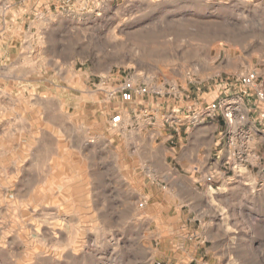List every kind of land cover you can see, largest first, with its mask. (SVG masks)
Listing matches in <instances>:
<instances>
[{"label": "rangeland", "instance_id": "1", "mask_svg": "<svg viewBox=\"0 0 264 264\" xmlns=\"http://www.w3.org/2000/svg\"><path fill=\"white\" fill-rule=\"evenodd\" d=\"M37 4L0 0V264H264V148L239 98L242 73L264 89V0ZM126 80L148 92L110 98ZM220 99L237 123L220 117L213 188L189 173L205 189L184 192L188 117Z\"/></svg>", "mask_w": 264, "mask_h": 264}, {"label": "crops", "instance_id": "2", "mask_svg": "<svg viewBox=\"0 0 264 264\" xmlns=\"http://www.w3.org/2000/svg\"><path fill=\"white\" fill-rule=\"evenodd\" d=\"M45 2L48 0H44ZM35 3L38 6L42 5V0H35ZM48 24H40L37 29H45ZM241 99H243L247 113H248V121L252 122L254 124V128H252V134L253 137H255V141L257 143V150H261L264 148V135L259 137L260 133L257 131H263L264 129L260 128L259 126H262L264 128V105L257 99L256 95L251 91H243L241 95ZM63 111V117L62 121L59 122L58 120H53V124L55 128H58L59 123L61 124L63 128V132L68 134V138L70 137V113ZM149 111V110H148ZM147 111V112H148ZM150 118V117H149ZM152 116L150 119H153ZM220 122V117H214L209 122L197 124L194 126H190L188 129L190 132L186 136V140H181V146L177 152V157L175 158L176 161L180 164L179 169V176L177 179V185L180 190L186 191L188 188V184L191 185V189L194 190L196 187L199 191V188L205 189V182L201 179L200 181L197 180V184H195L191 179L185 178L188 176L189 173H192L191 175L197 174L203 176L209 175L212 172V167L210 168V153L212 152L211 146L214 143V136L217 132V126ZM54 134H58V129H54ZM155 156L151 155L150 159L152 160V165L154 167H157V169L160 167H164V164L162 160L159 162L155 161ZM157 158V157H156ZM158 159V158H157ZM222 159V158H221ZM220 160V159H219ZM153 169V168H152ZM190 171V172H186ZM151 171L157 172V170L153 169ZM243 185L242 182H235L234 184H231L227 191V196L230 198L232 196V193L234 191V186L241 187ZM200 200L204 204L207 203L210 205L209 200L205 196L198 195L195 200Z\"/></svg>", "mask_w": 264, "mask_h": 264}, {"label": "built area", "instance_id": "3", "mask_svg": "<svg viewBox=\"0 0 264 264\" xmlns=\"http://www.w3.org/2000/svg\"><path fill=\"white\" fill-rule=\"evenodd\" d=\"M82 4L87 5L91 0H79ZM242 84V92L247 90L253 92L257 99L264 105V89L259 82V76L255 73L245 74L242 73L239 78ZM108 78L104 77L102 79V84L107 85ZM133 91L137 95H145L148 92V88L146 86H136L131 80H126L124 83L114 87V88H106L105 91L110 98L116 97L120 92L125 91ZM241 98V96L239 97ZM235 103L232 101H228L226 99L213 100L203 106L201 109L194 113L193 115L188 117L189 126H194L199 123L209 122L214 117H222L225 123L229 126L237 123V115H236V107ZM249 141L250 136L245 135L241 137L239 143H235L233 146V142L230 143V146L233 148L231 151V155L226 157V165L228 167L235 170L237 169L238 162L236 160L239 159L240 164H244L248 160V156L250 154L249 150ZM238 145V146H237ZM239 147V148H238ZM213 175H207L206 181L210 184V187L213 188ZM145 202H141L140 206H144Z\"/></svg>", "mask_w": 264, "mask_h": 264}]
</instances>
